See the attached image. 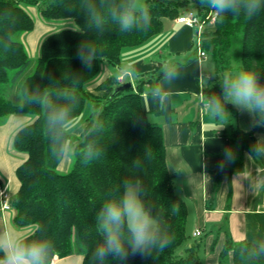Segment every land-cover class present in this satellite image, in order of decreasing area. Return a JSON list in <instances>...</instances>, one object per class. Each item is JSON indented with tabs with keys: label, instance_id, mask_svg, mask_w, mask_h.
Returning <instances> with one entry per match:
<instances>
[{
	"label": "trees",
	"instance_id": "16d2710c",
	"mask_svg": "<svg viewBox=\"0 0 264 264\" xmlns=\"http://www.w3.org/2000/svg\"><path fill=\"white\" fill-rule=\"evenodd\" d=\"M146 2L151 9V25L147 30L120 33L117 26L109 24L102 33H97L86 28L79 0H0V124L15 114L34 117L31 124L17 132L13 141L15 150L28 155L16 171L21 186L11 201L14 224L19 228L34 227L31 235L43 233L51 241L53 253L49 264L72 254L73 237L85 255L83 264H89V253L98 240L96 214L108 194L122 187L126 179L143 184L147 201L154 213L163 218L171 237V243L163 251L147 257H130L126 264H201L198 256L201 243L188 244V210L186 202L175 191V175L166 163L162 128L150 121L144 106L143 87L148 86L150 90L159 82L160 74L155 79H142L136 89H127L113 97L114 88L121 84L115 76L96 87V91L103 93L101 96L87 89L100 74L103 63L119 66L125 51L149 43L163 32L166 19H177L192 10L194 4V0ZM29 8H37L45 21L72 20L77 28L47 36L41 43L33 72L24 77L32 59L23 37L35 27ZM197 11L203 16L210 12L206 8ZM205 27L208 29L202 32V48L215 64L216 83L223 73L242 68L260 73L264 81V10L252 18L244 15L218 18L214 25ZM83 39L96 42L102 49L99 60L90 69L77 56ZM234 43L238 48L232 56ZM71 72L80 73V82L75 88L79 103L70 123L82 115L88 100L95 102V112L75 146L71 147V135L66 133L71 167L63 173L59 166L64 157L51 154L42 112L36 107L21 112L14 104L29 86L54 92L58 84L67 83L63 78ZM54 79L58 81L53 82ZM12 88H15V99L7 93ZM220 91L216 84L214 88L206 87L204 94L208 97ZM152 111L162 112L156 104ZM98 122L102 126L99 130ZM262 131L264 128L256 127L245 133L234 127L229 138L239 155L232 163L219 168L218 175L241 172L244 168L241 152L250 150L256 141L255 134ZM97 143L102 148L101 155L85 163L82 154L86 148H95ZM229 252H232L231 264H242L238 245L230 238L220 264L228 262ZM109 264L119 262L110 259Z\"/></svg>",
	"mask_w": 264,
	"mask_h": 264
},
{
	"label": "crops",
	"instance_id": "0c3cea01",
	"mask_svg": "<svg viewBox=\"0 0 264 264\" xmlns=\"http://www.w3.org/2000/svg\"><path fill=\"white\" fill-rule=\"evenodd\" d=\"M33 18L39 20V23H35L34 30L26 37L24 44L30 58L37 59L42 41L52 31L40 14ZM204 28L207 31L208 27ZM197 39L196 28L180 24L176 19H166L160 35L140 48L125 51L121 64L114 67L121 69L127 66L136 73L132 77L133 81L131 80L133 86L136 84L134 89L138 81L155 70L161 55L167 54L168 62L181 66L185 71L173 86V103L168 109L165 108L161 113L152 111L155 103L151 101L148 86L143 87L144 106L149 112L150 121L162 128L166 163L169 171L175 175L176 193L186 202L188 220L190 208L194 213L195 228L192 235L200 231L202 234L199 237H202L208 232L205 242H200L198 256L201 264H220L228 238L236 243L243 241L245 236L249 240L264 237V158L247 159L245 154L249 150L245 149L240 155L244 164L241 172L218 175V165L225 147L232 146L236 150V156L239 155L229 138L231 130L237 127L250 133L256 127L251 126L248 113L231 104L226 105L230 113L223 119L210 114L205 106L208 97L204 94V89L208 86L198 80V77L200 73L214 74L216 77V67L213 61L208 62L209 56L199 58L198 53L190 55L194 50L197 51ZM106 65L102 64L100 74L87 87L94 95H103L96 91V87L108 77L114 76ZM120 76L123 74L115 77ZM214 81L215 78L210 82ZM33 121V116L15 114L0 125V180L11 201L21 186L16 171L28 158L26 153L15 151L14 137L20 129ZM74 121L71 123L74 124ZM87 124L88 121L83 122L73 133L82 136ZM261 136H264V131L257 132L255 139ZM203 145L204 153L201 155ZM202 163H206V167H201ZM70 167L71 159L65 156L59 171L65 173ZM3 225L25 235H31L35 230L34 227H17L14 224L13 210L0 211V226ZM84 258L83 251L73 237L72 254L57 258L53 264H83ZM231 258L232 252H229L230 264Z\"/></svg>",
	"mask_w": 264,
	"mask_h": 264
},
{
	"label": "clouds",
	"instance_id": "9594fccd",
	"mask_svg": "<svg viewBox=\"0 0 264 264\" xmlns=\"http://www.w3.org/2000/svg\"><path fill=\"white\" fill-rule=\"evenodd\" d=\"M78 7L86 28L97 33H102L109 24L117 26L120 33L147 30L151 25V9L146 0H79ZM201 8L209 9L218 18L229 15L252 18L264 10V0H194L192 14ZM101 53L97 43L87 39H83L77 49L78 58L89 69L94 61L99 60ZM120 71L125 77L136 75L127 66ZM79 74L71 72L65 76L63 79L67 83L58 84L54 92L29 86L14 104L21 112L33 107L42 112L50 151L56 158L68 155L66 133L79 103L75 92L80 82ZM184 74L183 68L177 64L165 62L161 66L160 80L151 87L149 95L162 111L173 103V86ZM214 78L215 83H211ZM216 79L214 74L206 73H200L198 77L206 86L214 88L218 84L221 89L207 98L205 106L210 114L223 119L230 113L226 105L231 104L250 115L252 127L264 128V81L261 74L242 68L223 73L218 83ZM101 127L98 122L97 130ZM101 152L98 143L93 149L86 148L82 154L84 162L98 158ZM203 153L204 145L200 154ZM245 155L247 159L264 158V136L258 137ZM235 158L236 150L227 146L218 166L223 168ZM201 167H206V163ZM95 225L98 240L89 253V264H109L110 259L126 264L130 257L151 256L171 243L163 218L154 213L146 199V189L139 180L126 179L122 187L108 194L96 214ZM236 243L242 264H264V237L249 240L245 236L243 241ZM52 253V243L43 233L29 236L12 231L6 225L0 226V264H49Z\"/></svg>",
	"mask_w": 264,
	"mask_h": 264
},
{
	"label": "rangeland",
	"instance_id": "374dc122",
	"mask_svg": "<svg viewBox=\"0 0 264 264\" xmlns=\"http://www.w3.org/2000/svg\"><path fill=\"white\" fill-rule=\"evenodd\" d=\"M28 11L30 13H32L33 16H36L37 14H40V12H39V10L37 8H29ZM34 21H35V23H39V20H34ZM44 22L49 25V28L52 31L51 33L59 32L61 30H65V29H76L77 28L76 25L73 23L72 20H58V21H50V22L44 20ZM28 35H30V33L26 34L23 37V41H25V39H26V37H28ZM156 37H154V38H156ZM237 48H238V44L237 43H234V48H233V51H232V56H235L236 55V51H237L236 49ZM193 54L196 55L197 54V51L194 50L193 52L190 53V55H193ZM166 55L167 54H164L163 56L162 55L159 56V62H156V68L154 70L155 72L153 71L148 76H145L144 78H142L143 80H148L151 77L153 79H155L160 74V68H161V66L165 62H168V60H169L166 57ZM31 59H32V65L30 66L29 70L26 72V74L24 75V77L30 75L33 72V70H34L36 58L32 57ZM211 61L212 60L210 59L208 62L211 63ZM106 64H107L106 66L110 68V70L112 71V73H113L114 76H118L119 74H122L119 68H115L114 66H111L108 63H106ZM104 68H105V65L103 66V69ZM131 80L133 81L132 77H125V81L126 82L127 81H131ZM135 86H136V84H135ZM7 93L9 95V98L15 99V97H16V95H15V88H12L11 90L9 89ZM14 102H15V100H14ZM94 105H95V102H93L91 100H88V102L86 103L85 110L82 113V115L74 121V124H72V123L69 124V131H68V133L71 135V147L75 146L81 140V136L74 134L73 133V130L77 126H79L80 124H82L85 121H88L91 118V116L95 112ZM190 210L191 211L189 213V220L187 222V234H188V237H189L188 238V242L189 243H195V242H201V243H203L206 240V237H207L208 232H205V234L202 237H199V236L198 237H194L192 235V230L195 228V221H194V213L192 212V209L191 208H190ZM202 257L204 258V255H202ZM220 263H221V259H220ZM225 263L226 264H230L229 259H228V262L226 261Z\"/></svg>",
	"mask_w": 264,
	"mask_h": 264
},
{
	"label": "built area",
	"instance_id": "2783aa9c",
	"mask_svg": "<svg viewBox=\"0 0 264 264\" xmlns=\"http://www.w3.org/2000/svg\"><path fill=\"white\" fill-rule=\"evenodd\" d=\"M177 22L180 24H185L190 27H194L198 31V39H197V53L199 58H206L208 55L202 48V32L204 27L208 25H214L218 17L213 15L210 12H208L207 15H199L198 11L196 10V14H192V10L185 11L181 16H179L177 19ZM119 82L122 84L125 81V76H120L118 78ZM0 204H1V211H11L12 210V205H11V199L9 194L6 192L5 189L1 188L0 189ZM200 231H196L194 233L195 237L201 236Z\"/></svg>",
	"mask_w": 264,
	"mask_h": 264
},
{
	"label": "water",
	"instance_id": "95a60500",
	"mask_svg": "<svg viewBox=\"0 0 264 264\" xmlns=\"http://www.w3.org/2000/svg\"><path fill=\"white\" fill-rule=\"evenodd\" d=\"M134 88L133 84L131 81H127L125 83H122L120 85H118L117 87L114 88L113 93H112V97L115 96L116 94L125 91L127 89H131Z\"/></svg>",
	"mask_w": 264,
	"mask_h": 264
}]
</instances>
